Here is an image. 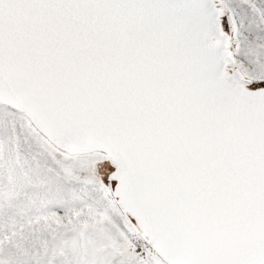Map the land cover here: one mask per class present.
I'll return each mask as SVG.
<instances>
[{
	"label": "snow or ice",
	"instance_id": "1",
	"mask_svg": "<svg viewBox=\"0 0 264 264\" xmlns=\"http://www.w3.org/2000/svg\"><path fill=\"white\" fill-rule=\"evenodd\" d=\"M0 264H264V0H0Z\"/></svg>",
	"mask_w": 264,
	"mask_h": 264
}]
</instances>
